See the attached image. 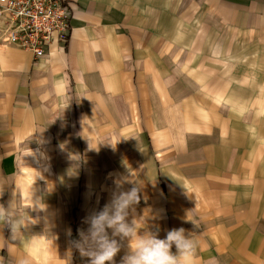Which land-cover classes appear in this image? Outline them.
I'll use <instances>...</instances> for the list:
<instances>
[{
	"label": "crops",
	"instance_id": "0c3cea01",
	"mask_svg": "<svg viewBox=\"0 0 264 264\" xmlns=\"http://www.w3.org/2000/svg\"><path fill=\"white\" fill-rule=\"evenodd\" d=\"M65 1L66 43L0 46V205L20 224L0 264H87L71 242L117 184L140 189L128 221L184 228L197 264H264V90L225 53L226 32L264 46V0Z\"/></svg>",
	"mask_w": 264,
	"mask_h": 264
},
{
	"label": "clouds",
	"instance_id": "9594fccd",
	"mask_svg": "<svg viewBox=\"0 0 264 264\" xmlns=\"http://www.w3.org/2000/svg\"><path fill=\"white\" fill-rule=\"evenodd\" d=\"M121 187L117 184L109 202L86 217L88 228L80 230L79 239L71 242L81 257L87 258V264H114L121 241H127L128 248L120 264H197L196 244L184 228H172L161 239L156 233L141 232L133 221H128L129 209L138 202L140 189L134 186L123 191ZM4 223L11 232L14 226L20 227L17 214H10L9 208L0 205V225Z\"/></svg>",
	"mask_w": 264,
	"mask_h": 264
},
{
	"label": "built area",
	"instance_id": "2783aa9c",
	"mask_svg": "<svg viewBox=\"0 0 264 264\" xmlns=\"http://www.w3.org/2000/svg\"><path fill=\"white\" fill-rule=\"evenodd\" d=\"M69 20L65 0H6L0 6V46L18 47L40 60L51 46L67 42Z\"/></svg>",
	"mask_w": 264,
	"mask_h": 264
},
{
	"label": "rangeland",
	"instance_id": "374dc122",
	"mask_svg": "<svg viewBox=\"0 0 264 264\" xmlns=\"http://www.w3.org/2000/svg\"><path fill=\"white\" fill-rule=\"evenodd\" d=\"M225 39H226V48L225 53H233L235 56L234 61L228 62L230 64V70L233 71H240L241 76L236 78V81L241 84H250L254 87L258 86V90H264L262 87H264V46L261 49L250 47L248 45H240V44H232L233 35L229 32L225 33ZM257 53V57H250L249 54ZM251 59V60H250ZM244 134L247 135V131L243 129ZM264 133V128L262 127L260 130V134ZM259 137V134H257ZM258 148V151L261 150V147H263L264 142L262 140L255 141ZM255 143H253L254 145ZM252 148V145H251ZM250 192H253L257 194V197H251V203H254L252 205L254 208H257V212H260L261 205L257 202H260V200H264V188H258L255 190H251ZM247 204V202H246Z\"/></svg>",
	"mask_w": 264,
	"mask_h": 264
}]
</instances>
